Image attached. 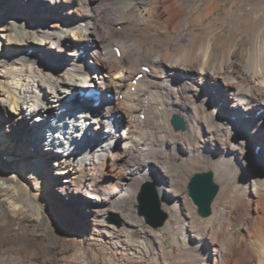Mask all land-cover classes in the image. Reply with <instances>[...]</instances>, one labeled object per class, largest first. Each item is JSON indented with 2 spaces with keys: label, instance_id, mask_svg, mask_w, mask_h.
Wrapping results in <instances>:
<instances>
[{
  "label": "bare ground",
  "instance_id": "bare-ground-1",
  "mask_svg": "<svg viewBox=\"0 0 264 264\" xmlns=\"http://www.w3.org/2000/svg\"><path fill=\"white\" fill-rule=\"evenodd\" d=\"M5 13L0 264H45L60 242L62 251L75 246L64 264H100L102 255L103 264H264V160L253 154L259 145L264 156V0H0ZM84 78L111 108L89 128L72 113L46 131L70 93L88 91ZM116 113L125 119L115 139L106 121ZM174 114L185 119L184 133L173 130ZM83 130L91 135L80 137ZM31 167L36 188L20 175ZM70 169L86 172L78 185L54 181ZM199 170L219 186L208 217L189 194ZM148 183L169 218L159 230L137 208ZM42 191L54 193V207L43 206ZM111 214L119 225L106 220ZM20 216L31 225L8 227ZM51 218L59 223L49 240ZM60 224L85 234L73 242Z\"/></svg>",
  "mask_w": 264,
  "mask_h": 264
},
{
  "label": "rangeland",
  "instance_id": "rangeland-1",
  "mask_svg": "<svg viewBox=\"0 0 264 264\" xmlns=\"http://www.w3.org/2000/svg\"><path fill=\"white\" fill-rule=\"evenodd\" d=\"M16 6V8H22V6H20L19 4H17V5H15ZM6 8L7 7H3V9L4 10H6ZM35 10V12H37V13H39V14H42V7H40V2L38 1L37 2V4H36V7L34 8ZM11 12H13V11H11ZM3 17H1L0 18V26H2L4 23H2L3 21H2V18H5V17H7L8 16V14L7 13H5V14H3L2 15ZM185 17L186 16H188V13H186L185 15H184ZM2 23V24H1ZM0 35H1V30H0ZM49 47H50V52H52V53H57V50H56V48L54 49V44H50L49 45ZM51 47H52V49H51ZM30 51H32L31 49H29ZM35 51H37V50H35ZM42 57L41 58H43V55H41ZM49 60H54L52 57L51 58H49ZM2 61H3V59H2V57L0 56V65L1 66H3V64H2ZM43 62H44V60H43ZM20 76H22V72H21V75ZM84 80V81H83ZM11 80H9V79H5L4 80V85H8L9 84V82H10ZM85 82H86V86H84V88H86V87H89V86H87V85H89V84H87L88 83V81H87V78H84V79H82V85H85ZM83 87V86H82ZM93 89H96V88H93ZM98 91H101V90H99L98 89ZM33 98L32 97H28L27 98V102L28 103H32L33 102ZM37 117V116H36ZM33 118V117H32ZM34 119H36V118H34ZM33 120V119H32ZM32 120L30 119V121L32 122ZM23 129V132H24V136L21 138L22 139V142L25 144L26 142H27V138L28 137H30V132H28V130H26L25 129V126L22 128ZM9 134H11V136H9ZM39 134V133H38ZM3 135L6 137V136H9L8 137V139H11V141L13 140V137H14V135H13V132H9L8 133V129L7 128H5V132H3ZM29 143V142H28ZM28 143H27V145H28ZM38 146H40L39 144H37ZM258 146V147H257ZM257 146H255V148L253 149L254 151H253V154L254 155H256L257 157H259V158H261L260 160L263 162V160H264V156H262V153H261V151H259L257 154H255V149L256 148H259L260 150H261V148H260V146L259 145H257ZM25 150H39V148L38 147H31V145H28V146H26V149ZM0 156H2L3 158H5L6 160H7V157L5 156V155H3L1 152H0ZM43 164V163H42ZM201 171H206V170H199V171H195V172H193L192 174H191V176H190V178L195 174V173H199V172H201ZM69 173H70V176L69 175H59V176H56V174L54 175V178H55V180L54 181H56V182H59V183H64V184H66V185H68V177H73L74 178V184L75 185H78L79 184V181L81 180V177L86 173L83 169H80V170H77L76 172H74V171H72L71 169L69 170ZM20 175L22 176V178L23 179H26V180H28V181H30V183L32 184V187H34V188H36V185H37V182H38V180H37V177H36V175H35V171H34V169L31 167V168H28V169H26V168H23L21 171H20ZM50 184H51V182H50ZM146 184H144V186H145ZM53 187H54V184L52 185ZM143 186V187H144ZM143 187L141 188V190H140V192H139V196H140V193H141V191H142V189H143ZM186 191H187V194H188V187H186ZM42 193L44 194V196H45V200H44V202H43V206L48 210L51 206H55V204H56V197H55V195H54V193H52V191H50V192H46V191H42ZM188 196H189V194H188ZM159 198V197H158ZM189 198H190V196H189ZM190 200H191V198H190ZM192 201V200H191ZM3 203H4V207L8 210L9 208V201H8V199H4V201H3ZM193 203V202H192ZM136 204H137V202H136ZM139 205H140V203H139V197H138V204H137V208H138V212H139ZM80 208V207H79ZM137 210V209H136ZM165 210V209H164ZM166 211V210H165ZM137 212V213H138ZM43 215L45 216V217H47V218H49V216L47 215V211H43ZM118 216L117 215H115V214H111V215H109L107 218H106V220H108L109 222H112V223H114V224H116V225H119V223L117 222L118 221ZM52 220H51V225H50V228L48 229V238H49V240H52V232H53V227L54 226H56L58 223H59V221L57 220V219H53V218H51ZM169 219V218H168ZM77 220V219H76ZM29 225H31V223L28 221V220H26L25 218H24V216H20V217H18L17 219H16V221H15V223L14 224H8V227H20V228H27ZM62 227H63V225L62 224H60ZM162 227H159V229H161ZM158 228H155V230H159ZM63 230H64V232H73V235H71L69 238H70V240L71 241H75L76 240V237H75V235H84L85 234V230L84 229H76V230H69V229H67V228H64L63 227ZM135 234H136V236L137 237H142V235L138 232V231H135ZM19 236H15V238L17 239ZM7 239V238H6ZM62 245H63V243L62 242H60L59 244H57L56 245V248H57V250L54 252V254H52V255H50L48 258H47V260H46V262H45V264H64L65 263V258H66V256L68 257V255L70 256V255H72L73 253H74V250H75V246L73 245V244H71L70 245V248H69V251H62L60 248L62 247ZM93 248L94 249H98V247L96 246V245H94L93 246ZM72 249V250H71ZM178 249L179 248H176V252L178 251ZM64 252V253H63ZM104 259H106V256H101V258H100V260H99V263L100 264H103V260ZM144 264H154V263H150V262H146V263H144ZM174 264H178L177 262H174ZM206 264H208V263H206ZM209 264H214L213 262H209Z\"/></svg>",
  "mask_w": 264,
  "mask_h": 264
},
{
  "label": "water",
  "instance_id": "water-1",
  "mask_svg": "<svg viewBox=\"0 0 264 264\" xmlns=\"http://www.w3.org/2000/svg\"><path fill=\"white\" fill-rule=\"evenodd\" d=\"M171 126L176 133H184L187 130L185 119L174 114L171 118ZM219 192V186L214 182L211 172L196 174L189 184V194L198 207V213L208 217L212 213V204ZM139 214L153 227H161L168 219V215L162 210L157 191L153 184H146L139 196ZM119 223V221H117Z\"/></svg>",
  "mask_w": 264,
  "mask_h": 264
}]
</instances>
